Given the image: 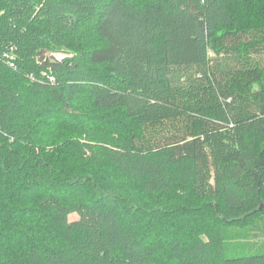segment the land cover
<instances>
[{"label": "trees", "instance_id": "16d2710c", "mask_svg": "<svg viewBox=\"0 0 264 264\" xmlns=\"http://www.w3.org/2000/svg\"><path fill=\"white\" fill-rule=\"evenodd\" d=\"M263 55L264 0H0V239L22 247H0V264H152L135 226L209 212L206 238L171 244L174 264H264V242L249 239L264 235ZM85 91L103 118L81 113ZM53 110L89 118L72 122L69 145L144 194L208 197L165 208L73 175L69 141L41 136ZM117 112L115 131L96 127ZM257 218L233 237L219 227ZM232 238L248 254L229 257Z\"/></svg>", "mask_w": 264, "mask_h": 264}, {"label": "rangeland", "instance_id": "374dc122", "mask_svg": "<svg viewBox=\"0 0 264 264\" xmlns=\"http://www.w3.org/2000/svg\"><path fill=\"white\" fill-rule=\"evenodd\" d=\"M58 55V54H57ZM64 55V54H63ZM49 57H51V54H48ZM73 54H70L69 57H72ZM261 63L264 66V55L261 58ZM46 75V73H45ZM53 82L56 83V78L53 77ZM261 86L260 84H255V89L260 90ZM87 92L85 91L82 93V97L79 99L78 102V108L80 109L81 113H95L98 117H104L106 115V110H99L95 109L93 104L90 102V100L87 98L88 95H86ZM112 117H114L113 122H107L104 121L100 124H98L96 127L99 130H103L106 133H112L111 131H115V127L118 126L120 122H124L125 119L120 113H112ZM45 123L42 128V138H48L53 139L52 136L56 137V146L57 147H63L64 143H67L68 145L72 143V141L67 140L68 137L73 136V133L71 132V128L74 125V122H83L89 123L91 120L89 118H86L84 120L73 118V117H67L65 115H60L56 113L55 110L52 111V113L48 117H44ZM73 122V123H72ZM54 126V133H50L49 127ZM122 132H124L122 130ZM67 133V134H66ZM69 133V134H68ZM52 135V136H51ZM64 135V136H63ZM69 148V149H68ZM73 145H69L66 150L61 151L64 155L63 158L65 160V165L70 169L69 171L73 173V175L79 176V178L87 179L89 181V177L92 178V180L97 181V179L100 180L101 183L105 185V187L109 188L112 191H116L119 193L124 194L125 196H129L133 199H135L137 202L144 201L146 203H155V205H160L165 208L167 207H175L176 205L180 203H191L193 205L196 204H203V198H207L208 196H204L203 194L199 193H191L186 196H180L178 194H164L163 196L157 197L154 196H148L144 194V192L141 190V186L133 182L132 179L127 176L126 174H122L114 169H112L109 166H103L94 164L90 161L88 158L89 153L85 151V153L78 154L75 149L73 150ZM86 180V181H87ZM33 191L31 193H34L36 188H31ZM29 193L28 190H26L25 195ZM39 193V192H38ZM68 197H74L75 199L80 198L82 195H84L83 192L80 190L75 191H69L65 193ZM199 194V196H198ZM22 195V194H20ZM34 196V195H33ZM34 200V197L32 198ZM75 199H73L75 201ZM154 199V200H153ZM79 200V199H78ZM218 200V199H216ZM219 201V200H218ZM29 204V203H28ZM27 205V204H24ZM24 205H21L20 207H23ZM26 216H33L36 215L31 214L30 212L26 213ZM78 216L76 214L71 215L70 220L76 221L78 220ZM216 214L209 212L208 217L204 219H198L193 220L188 218L187 216H176L174 218H170V220L165 219V217H150L148 218L144 223L141 225L138 224L134 227V229L137 230L139 234H141V237L143 238L145 243V246H154L156 249V256L155 261L152 264H174V261L171 257V244L173 242H179L182 245H189L190 243L194 242L197 238H206L209 226L214 225V221L216 219ZM262 219L257 218L252 220V223L246 224V225H236V226H225V225H219L221 227L220 229L224 231L226 234H230L231 237L235 235L234 233H244L245 230L248 227H252V224L255 223H261ZM140 225V226H139ZM19 226V225H18ZM249 229V228H248ZM12 233V232H10ZM250 234V241L263 243L264 242V235H253ZM152 236V239L148 240ZM257 237V238H256ZM4 239V238H3ZM5 239L7 240V237L5 236ZM231 239V238H230ZM226 239V245L231 247L232 250H229L228 256L232 257L238 254L246 255L248 254V251L245 248V245L247 243L245 241L241 242L238 239ZM249 239L247 241H249ZM1 240V239H0ZM7 241H0V247H2L5 250V255L7 254H13L11 257H14L15 254L19 253L22 249L21 243H16L11 240L10 237H8ZM152 243V244H150ZM19 244V245H18ZM150 244V245H149ZM9 256V255H8ZM159 257H164V262H159Z\"/></svg>", "mask_w": 264, "mask_h": 264}, {"label": "built area", "instance_id": "2783aa9c", "mask_svg": "<svg viewBox=\"0 0 264 264\" xmlns=\"http://www.w3.org/2000/svg\"><path fill=\"white\" fill-rule=\"evenodd\" d=\"M4 56H5L6 58H9V59H10V58H11V59L13 58V57H10L9 54H7V53H6ZM54 57H55L56 60L61 61V60H63L66 56L63 55V54H58V55L56 54V55H54ZM11 59H10V61H11ZM11 62H12V61H11Z\"/></svg>", "mask_w": 264, "mask_h": 264}]
</instances>
